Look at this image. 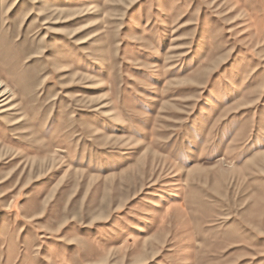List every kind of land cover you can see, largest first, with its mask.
<instances>
[{"label":"rangeland","instance_id":"374dc122","mask_svg":"<svg viewBox=\"0 0 264 264\" xmlns=\"http://www.w3.org/2000/svg\"><path fill=\"white\" fill-rule=\"evenodd\" d=\"M0 264H264V0H0Z\"/></svg>","mask_w":264,"mask_h":264}]
</instances>
